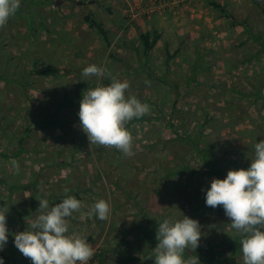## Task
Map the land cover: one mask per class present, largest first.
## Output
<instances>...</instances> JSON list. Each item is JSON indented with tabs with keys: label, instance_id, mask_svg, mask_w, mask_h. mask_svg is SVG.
Returning a JSON list of instances; mask_svg holds the SVG:
<instances>
[{
	"label": "rangeland",
	"instance_id": "rangeland-1",
	"mask_svg": "<svg viewBox=\"0 0 264 264\" xmlns=\"http://www.w3.org/2000/svg\"><path fill=\"white\" fill-rule=\"evenodd\" d=\"M57 1L62 4L55 7ZM91 1L96 20L110 25V44L84 19ZM193 3L21 0L0 28V212L9 230L0 251L4 264L28 259L14 235L40 214L37 199L53 207L66 196L83 205L68 218L66 235L82 236L94 253L106 251V264H154L158 223L184 216L201 226L198 248L213 249L215 257L220 248L227 250L215 264H243L240 235L222 206H206L205 190L230 170H247L255 144L264 140V0L261 7L253 0H201L204 24L188 35L195 38L182 57L159 49L145 57L140 35L154 32L163 11L178 29L193 31L187 10ZM28 37H41L44 46ZM52 39L61 42L54 46ZM93 64L106 75L83 76ZM107 73L129 83L126 96L150 106L149 114L126 125L131 157L91 145L79 126L83 93L108 86ZM99 200L110 205L107 220L88 215ZM193 254L185 251L184 257Z\"/></svg>",
	"mask_w": 264,
	"mask_h": 264
},
{
	"label": "clouds",
	"instance_id": "clouds-1",
	"mask_svg": "<svg viewBox=\"0 0 264 264\" xmlns=\"http://www.w3.org/2000/svg\"><path fill=\"white\" fill-rule=\"evenodd\" d=\"M21 7V0H0V28L7 25ZM107 70L97 65L83 69L85 77H104ZM108 86L88 89L80 102V128L91 145L115 148L133 156V137L126 125L150 113V106L135 96H126L130 85L111 77ZM17 169L18 164L14 165ZM69 189L66 187L64 192ZM206 191V206L223 207L230 226L241 237L243 264H264V140L255 144L250 167L230 170L225 179H213ZM39 201L40 214L27 231L14 235V245L32 264H88L94 256L93 247L82 236H68V218L83 207L74 196H66L53 207L47 199ZM110 205L99 200L88 213L107 220ZM201 226L197 220L184 216L182 220L165 219L158 223L154 264H200L196 257L185 259L186 249L200 246ZM6 214L0 212V251L8 242ZM0 264L4 260L0 258Z\"/></svg>",
	"mask_w": 264,
	"mask_h": 264
},
{
	"label": "crops",
	"instance_id": "crops-1",
	"mask_svg": "<svg viewBox=\"0 0 264 264\" xmlns=\"http://www.w3.org/2000/svg\"><path fill=\"white\" fill-rule=\"evenodd\" d=\"M194 1V6L193 7H190V6H188L187 7V10L188 11H191L192 13H191V15L192 16H194V17H192L191 18V23H193V25L192 24H190V28H193V31H187L186 30V28H185V26L184 25H182V27L180 26L179 28L180 29H178V26H177V21L175 20V22H174V18H169V16H168V14H165V11H163L162 13H160V16H159V18L158 19H156V24L153 26V28H154V31L155 32H158L160 35H161V37H160V39H159V41H158V43H157V45H156V47L154 48V50H156V49H159V50H163V51H165V53H166V56H167V54H170V55H172V59H174V58H176L177 57V59H180V57H182V55H183V53L184 52H186L185 50H187V47H188V45L189 44H191L192 45V41H191V39H194L195 37L192 35V36H190V38L188 39L187 37H188V35H190L191 33H195V34H198V33H196V32H194V31H196V30H198L199 29V31H200V29H201V24H204V23H202V22H199V20H201L202 19V15H200V14H203V12H204V10H201V8L200 7H203V5H202V3H200L201 2V0H193ZM141 3H143V1H140ZM95 2L94 1H91L90 2V6L89 7H85L84 8V10L87 12V14H86V16H91V18H93V19H95L96 20V16L93 14L94 13V10H93V7H92V5L94 4ZM212 3V2H211ZM96 4V3H95ZM94 4V5H95ZM55 7H57V6H55ZM208 7V9L206 10V11H208L207 13H210V11H212L213 9H212V7L211 6H207ZM120 9V8H119ZM169 9V8H168ZM170 10V9H169ZM122 11V10H121ZM202 11V12H201ZM88 12H89V14L90 13H92V15H89L88 14ZM213 12V11H212ZM85 18V17H84ZM206 19H208V18H206ZM193 20H195V21H193ZM204 21H206L205 19H203ZM96 21H98V20H96ZM99 23H101L100 21H98ZM206 22H208V21H206ZM210 22V21H209ZM72 22H70V24H71ZM102 24V23H101ZM210 24V23H209ZM103 25V27L106 29V31L107 32H109L108 30H109V28H110V25L108 24H102ZM120 25H122V21H121V23H120ZM175 25V26H174ZM198 25H200V28H199V26ZM71 26V25H70ZM87 26V25H86ZM209 26V28H210V26L212 27V28H214V26L213 25H207V27ZM40 27H42L43 28V26H40ZM59 26H57L56 28H58ZM177 27V28H176ZM206 27V28H207ZM49 28L51 29V27L49 26ZM55 28V27H54ZM90 28V27H89ZM44 29V31L45 32H43L42 31V33L41 34H43V33H45L44 35H45V37H46V39H50L51 37H48L47 36V30L45 29V28H43ZM204 29V28H203ZM90 30L92 31V29L90 28ZM51 32H53V30L51 29ZM149 31H147V32H145V33H148ZM113 33V32H112ZM200 33V32H199ZM202 33V32H201ZM51 34V33H50ZM109 34H110V32H109ZM198 37H201V35L200 36H198ZM197 38V37H196ZM53 39H58L57 37H54ZM52 39V44L54 45V46H58L59 45V43L61 42V41H59L58 43H57V41L56 40H53ZM98 39V41H99V38H97ZM108 39H109V37H108ZM33 40H35V41H39V42H41L42 43V45L44 46V44H43V41H42V38L41 37H39V38H32V37H28V42L29 43H31ZM51 41V40H50ZM103 42V40H100V42ZM204 41V40H203ZM124 42V40L122 39V43ZM105 43V42H104ZM107 43V42H106ZM105 43V44H106ZM195 45H197V44H195ZM123 50H124V48H123ZM153 50V51H154ZM169 52V53H168ZM180 52V56L178 55V53ZM152 53V52H151ZM150 53V54H151ZM177 53V54H176ZM178 55V56H177ZM197 64H194L193 63V69H194V74H196L197 75V72H195V71H197L199 68L196 66Z\"/></svg>",
	"mask_w": 264,
	"mask_h": 264
},
{
	"label": "trees",
	"instance_id": "trees-1",
	"mask_svg": "<svg viewBox=\"0 0 264 264\" xmlns=\"http://www.w3.org/2000/svg\"><path fill=\"white\" fill-rule=\"evenodd\" d=\"M253 2L256 5H259L261 7V2L262 0H253ZM212 5L216 8L221 10L224 14H226L227 16L231 17L229 13H227V11L225 10L224 7H222L221 5H219L218 3H212ZM262 11L264 12V7H261ZM85 21L89 24V26L95 30L98 31V33L103 36L105 38V40L107 41V43H109V39H108V32L106 31V29L103 27V25L101 23H99L98 21H96L95 19L91 18V16H85ZM161 35L158 32H148V33H143L140 35V40L142 42L143 45V52L145 57H149V54L154 50V48L156 47L159 39H160ZM110 44V43H109ZM214 169V167H212ZM241 246V245H240ZM185 251L189 252V251H193V250H189L186 249ZM227 250H225L224 248H220V250H218V255L223 256L226 253ZM196 257H204L206 256L209 261L207 262V264H215L216 262V258L215 257V253L213 251V249H208V248H198L196 249V251H194V254ZM107 252L106 251H102V252H96L94 253V257L88 262V264H94L96 260L99 261V264H106L107 262ZM79 262H77L78 264ZM21 264H32V261L28 258L26 259L23 263Z\"/></svg>",
	"mask_w": 264,
	"mask_h": 264
},
{
	"label": "water",
	"instance_id": "water-1",
	"mask_svg": "<svg viewBox=\"0 0 264 264\" xmlns=\"http://www.w3.org/2000/svg\"><path fill=\"white\" fill-rule=\"evenodd\" d=\"M60 4H62V1H57V2L55 3V6H59ZM82 4H84V3H82V2H78V5H82Z\"/></svg>",
	"mask_w": 264,
	"mask_h": 264
},
{
	"label": "built area",
	"instance_id": "built-area-1",
	"mask_svg": "<svg viewBox=\"0 0 264 264\" xmlns=\"http://www.w3.org/2000/svg\"><path fill=\"white\" fill-rule=\"evenodd\" d=\"M79 264V263H78Z\"/></svg>",
	"mask_w": 264,
	"mask_h": 264
}]
</instances>
